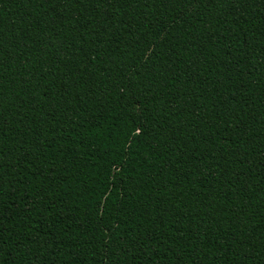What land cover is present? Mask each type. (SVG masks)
Instances as JSON below:
<instances>
[{
	"label": "trees",
	"instance_id": "16d2710c",
	"mask_svg": "<svg viewBox=\"0 0 264 264\" xmlns=\"http://www.w3.org/2000/svg\"><path fill=\"white\" fill-rule=\"evenodd\" d=\"M0 264H264V0H0Z\"/></svg>",
	"mask_w": 264,
	"mask_h": 264
}]
</instances>
